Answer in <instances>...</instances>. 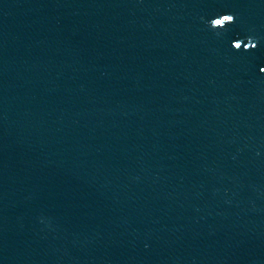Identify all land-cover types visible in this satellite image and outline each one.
Segmentation results:
<instances>
[{
  "label": "water",
  "instance_id": "water-1",
  "mask_svg": "<svg viewBox=\"0 0 264 264\" xmlns=\"http://www.w3.org/2000/svg\"><path fill=\"white\" fill-rule=\"evenodd\" d=\"M262 67L264 0H0V264H264Z\"/></svg>",
  "mask_w": 264,
  "mask_h": 264
},
{
  "label": "clouds",
  "instance_id": "clouds-1",
  "mask_svg": "<svg viewBox=\"0 0 264 264\" xmlns=\"http://www.w3.org/2000/svg\"><path fill=\"white\" fill-rule=\"evenodd\" d=\"M203 19V18H202ZM235 15L224 13L220 14L214 18H212L209 21H206V23L212 28V29H225L227 26L231 23L235 22ZM219 34V33H217ZM248 43H244L241 39H236L232 42V46L239 50L243 46L245 50H249L251 48H255L257 46V43L255 42V38L252 36L247 37ZM261 72H264V67L260 69Z\"/></svg>",
  "mask_w": 264,
  "mask_h": 264
}]
</instances>
